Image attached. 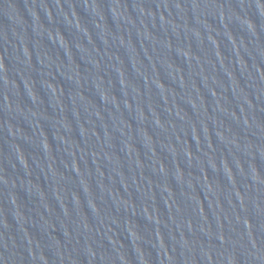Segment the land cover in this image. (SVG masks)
<instances>
[{
    "label": "water",
    "instance_id": "obj_1",
    "mask_svg": "<svg viewBox=\"0 0 264 264\" xmlns=\"http://www.w3.org/2000/svg\"><path fill=\"white\" fill-rule=\"evenodd\" d=\"M0 264H264V0H0Z\"/></svg>",
    "mask_w": 264,
    "mask_h": 264
}]
</instances>
